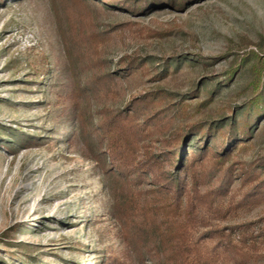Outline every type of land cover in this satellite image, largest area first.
Here are the masks:
<instances>
[{
    "label": "rangeland",
    "instance_id": "obj_1",
    "mask_svg": "<svg viewBox=\"0 0 264 264\" xmlns=\"http://www.w3.org/2000/svg\"><path fill=\"white\" fill-rule=\"evenodd\" d=\"M108 1L0 0V264H164L161 254L148 252L155 243L159 248L163 217L143 207L144 196L135 194L134 202L129 188L122 189L124 175L104 154L102 121L151 90L168 94L167 103L184 101L189 106L175 109V120L142 141L158 153L188 124L207 128L224 119L228 127L229 108L251 96L248 70L212 97L211 86L203 85L220 78L239 54L264 47V0H191L185 11L166 5L143 14ZM93 32L101 40L93 42ZM126 54L145 59L147 72L120 76L115 61ZM192 54L210 64H182L160 76L166 58ZM108 72L96 85L95 77ZM255 129L248 146L224 165L206 160L199 169L202 191L215 190L235 160L262 164L264 117ZM150 179L135 192L150 188ZM228 185L226 197L237 203L245 191L241 179ZM247 222L264 229V203L220 220L223 226ZM246 264H264V243L258 260Z\"/></svg>",
    "mask_w": 264,
    "mask_h": 264
},
{
    "label": "trees",
    "instance_id": "obj_2",
    "mask_svg": "<svg viewBox=\"0 0 264 264\" xmlns=\"http://www.w3.org/2000/svg\"><path fill=\"white\" fill-rule=\"evenodd\" d=\"M187 2L191 0L108 1L111 6L139 14L160 10L166 5L185 11L183 5ZM129 24L125 23L123 27H131ZM146 31L150 36L162 34L153 29ZM92 36L93 42L101 40L98 33L93 32ZM103 39L106 40V37ZM229 56L231 53L224 54V57ZM116 60L114 70L120 76L130 77L139 71L147 72L145 59L138 56L126 54ZM164 63L162 77L169 75L170 67L172 71H177L182 64L192 67L198 63L210 64L200 60L197 54L173 55ZM247 70L252 74L248 83L251 96L240 107L229 108L232 111L227 117L230 121L228 127L224 128V119L207 128L200 121L188 124L175 133L165 151L156 153L142 141L152 135L155 128L160 129L166 120H175L176 110L189 106L182 100L167 103L168 94L151 90L134 96L124 109L102 121V140H107L104 154L113 164V171L124 175L121 183L126 185H122V189L129 188L128 198L134 202L139 200L135 194L144 196L148 204L143 201V207L151 205L150 208L155 209L152 212L163 217L156 230L161 236L159 248L155 243L154 247H148V252L156 257L161 254L164 264H246L258 260L264 243V229L252 228V222L223 226L220 220L228 218L230 213H237L242 207L264 203V161L257 167L251 164L246 167L241 160L233 161L215 190L202 191L199 171L209 158L222 166L237 151L245 149L257 122L264 117V47L260 46L259 51L250 50L242 56L239 54L220 78H210L203 86H211L208 95L212 97L224 87L238 84ZM111 76V72L103 73L95 77L94 82L96 85L103 84ZM203 104L205 102H199L197 107ZM228 128L230 133L226 134ZM219 135L221 140L217 139ZM211 139L212 143H208ZM213 144L221 148L216 149ZM235 168H240V172ZM149 176L152 178L149 180L150 188L135 192L136 186L144 185L145 178ZM236 178L241 179L239 189L245 190L237 203L233 195L226 197L232 189L228 183H233ZM219 199L221 204L218 205Z\"/></svg>",
    "mask_w": 264,
    "mask_h": 264
}]
</instances>
